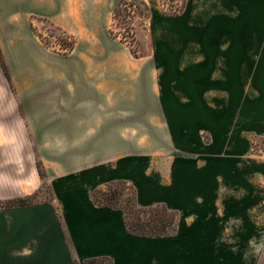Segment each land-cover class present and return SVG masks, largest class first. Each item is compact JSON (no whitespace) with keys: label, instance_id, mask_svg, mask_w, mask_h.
Segmentation results:
<instances>
[{"label":"crops","instance_id":"crops-1","mask_svg":"<svg viewBox=\"0 0 264 264\" xmlns=\"http://www.w3.org/2000/svg\"><path fill=\"white\" fill-rule=\"evenodd\" d=\"M119 1L0 0V106L9 108L0 111V203L9 202L0 206V264L98 258L112 264H264V161L250 160L246 148L207 152L195 146L200 127L221 137L232 126L227 109L234 87L251 86L264 98V0H190L179 16L154 12L155 51L142 72L157 92L172 151L199 154L175 155L159 168L144 155L94 165L81 156L62 175L48 159L53 200L17 204L40 195L44 183L32 139L40 153L56 151L57 137L64 138L66 152H85L90 144L102 152L106 121H115V130L120 125L121 93L133 88V80L121 79L138 72L137 65L124 69L120 56L105 63L113 55L109 25ZM43 22L76 38L69 55L44 44ZM234 23L239 34L215 33L218 25L227 30ZM213 39H239L240 46L200 43ZM106 87L113 89L108 101ZM14 93L23 112L15 110ZM120 180L138 185V205L176 211L175 234L137 236L127 230L124 210L94 204L96 189Z\"/></svg>","mask_w":264,"mask_h":264},{"label":"rangeland","instance_id":"rangeland-1","mask_svg":"<svg viewBox=\"0 0 264 264\" xmlns=\"http://www.w3.org/2000/svg\"><path fill=\"white\" fill-rule=\"evenodd\" d=\"M189 1L190 0H155L157 5L155 9L154 6H151V0H137L136 2L139 3L140 8L127 5V9L130 11H126V14H128L127 17L129 16L127 20H125V16H122L119 21L114 20V18L111 20L109 31L110 36L114 40L111 45L113 55L105 56V63H113L114 59L120 56V61L124 69L128 65H131V68L137 65L138 72L136 76L131 75L129 79L126 77H122L121 79L122 84H124L123 81L133 80L131 83L133 88H130V91H122L121 93V109L119 111L121 116L120 125L117 130H115V121L105 120L106 123L109 122V124L106 125L104 135V144L106 148L102 152L91 150L94 149L92 144L89 145L90 150L85 152H66L63 150L65 147L64 138L57 137L56 144L58 149L56 151L40 153L36 143L32 139L34 159L39 168L42 180L44 179V183L41 186L40 195L27 199V201H29L28 203L40 202L45 199L53 200L51 196L52 186L49 179H47L45 166V161L49 162L48 159H51V164L54 165L56 175H62L67 172V167L70 166L71 160H76L77 162V159L81 156L83 158H88L89 165H94L96 163H103V161L107 164H112L116 160L120 158L123 159L128 155H144L152 157L153 167L159 168L165 165L164 159H169L175 155L192 157L199 154V151L184 150L178 147H175L172 151L173 146L170 137L167 135V122L162 119L160 115V108L157 103V92L154 90L155 93H151V88L149 87L150 83L145 79L144 72H142L144 69H148L143 65H145L147 60L152 59V57L149 56L154 54L155 51L154 39L151 38L154 12L157 11L162 15L170 17L179 16L186 10ZM144 4H147L150 8V16L148 18L143 16V11L145 9ZM123 9L126 8L124 7ZM239 28V24L234 23L229 25V29L227 30L225 29V25H218V28L214 30L219 37L226 35L225 33L228 34L229 31L233 32L234 35L236 33L239 34ZM40 30L44 44L57 53L69 55L76 45L75 37L65 34L51 23L43 22ZM200 43H208L217 48H219V46H226V48L232 47L233 49H239L240 46L239 39H227L222 41H220V39H213L211 41L201 40ZM172 45V47H176L177 41L173 40ZM105 74L106 82H108L109 74H107V72ZM152 74L153 79L157 81L158 73L153 70ZM12 90L13 92L16 91V89ZM215 91L218 99L222 98L220 88H217ZM253 91L255 94H258V96H255V94L252 93ZM105 94V99L108 101L106 97L113 95L112 87H106ZM14 95L16 94L14 93ZM259 95L257 89L251 86L248 89L234 87L233 103L231 106L228 105L227 109V112L232 115V126L228 127L226 135L221 137L215 136L212 131L206 127H200L195 137V146L201 147L207 152H212L214 149H219L221 147H230V149L236 151L246 148L245 150H247L250 160L264 161V98L261 99ZM258 98L261 99H259V103L257 102ZM14 103L13 104L16 105L15 110L20 112L24 111L23 105L17 95ZM107 107L106 104V117L112 115ZM8 109L7 105L0 106V111ZM217 111V113L221 111L224 112V109L220 110L218 107ZM90 131H92V129ZM115 132L119 134H115ZM100 141L101 137H99V142ZM113 145L114 149H112ZM138 177L143 178L140 174ZM99 189H102V192L105 193V198L99 193L97 196V203H109L111 206L129 212L130 218L128 217V220L133 222L134 225H136L135 223L145 222L150 218L156 217V219H164L166 230L170 233L169 235L175 234L180 220L176 211L162 208L161 206H165L163 204H154L150 206H141L139 204V207L143 209L138 208L134 204L136 193L139 194L138 185L136 186L132 181L120 180V182L111 184L106 182L104 186ZM8 203L9 202L0 203V206L9 205ZM12 205L14 204L11 203L10 206ZM151 206L155 207L152 210L153 212L139 211V209L148 210L147 207ZM175 228L176 230L173 232ZM252 250L255 249H250V256L256 252V250L255 252ZM98 259L104 260H98L90 264H112L108 258Z\"/></svg>","mask_w":264,"mask_h":264},{"label":"trees","instance_id":"trees-1","mask_svg":"<svg viewBox=\"0 0 264 264\" xmlns=\"http://www.w3.org/2000/svg\"><path fill=\"white\" fill-rule=\"evenodd\" d=\"M127 5L129 6H135L137 8H140V5L138 2L136 1H128V0H121L118 5L116 6L115 10H114V20H120L122 16H125V20H127L129 18V16L127 17L128 14H126V11L127 12H130L129 9H127ZM145 5V9L143 11V16L145 18H148L150 16V8L147 4H144ZM126 8V9H123V8ZM128 23V22H127ZM129 28V27H128ZM116 182H120V181H116ZM111 183H114V182H111ZM109 183V184H111ZM101 194L103 195L102 197L105 198V193L102 192V189H96L92 195H91V198H92V201L94 202V204H96L97 206H101V207H111V208H116L114 206H111V204H102V203H97V196L98 194ZM29 201L27 200H20V201H17V204L18 205H26L28 204ZM134 204L138 207V208H142V207H139L138 203H137V200H136V197L134 199ZM162 208H167L166 206H161ZM148 210H140V212H146V211H150V212H153L152 210L155 208L153 206L151 207H147ZM120 209V208H118ZM143 209V208H142ZM125 212V225H126V228L127 230L132 233V234H135V235H138V236H146V237H162V236H166V235H169L170 233L167 232L166 230V224L164 222V219H159L156 217L155 218H150L148 219L147 221L145 222H138V223H135L136 225H134L133 222H130L128 220V217L130 218V215H129V212L127 211H124ZM137 227V228H136ZM176 230V228L173 230V232ZM172 232V233H173ZM98 260H104V259H92V260H89L87 261V264H90L92 262H96Z\"/></svg>","mask_w":264,"mask_h":264}]
</instances>
